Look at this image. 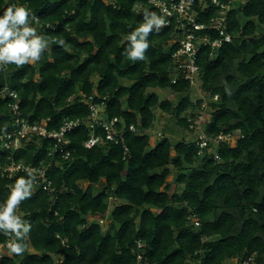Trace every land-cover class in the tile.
Here are the masks:
<instances>
[{"label": "trees", "instance_id": "1", "mask_svg": "<svg viewBox=\"0 0 264 264\" xmlns=\"http://www.w3.org/2000/svg\"><path fill=\"white\" fill-rule=\"evenodd\" d=\"M9 3H28L40 18L38 34L66 41L64 47L50 43L34 66L11 65L0 73V90L9 82L19 94V115L50 118L49 129L58 130L65 118L89 116V104L79 96L93 94L104 102L106 119L118 117L123 138L85 147L92 131L85 123L67 135L68 158L49 155L54 140L24 142L15 161L47 166L56 191L39 187L21 202V216L32 225L29 248L1 264H137V240L145 243L149 263L242 264L254 256L264 264V0L236 3L228 16L233 41L214 56L205 47L197 57L212 109L205 132L242 135L234 147L216 146L220 160L209 155L210 147L199 156L196 139L159 133L152 142L157 108L194 132L187 119L192 87L182 79L172 83L175 25L150 34L146 62L122 55L123 37L143 20V9L160 13L152 0H0V10ZM213 13L209 7L203 15ZM153 88L179 97L161 99ZM10 101L0 97V127L7 130L14 122ZM94 132L105 139V128ZM8 155L0 146V200L25 175L4 174ZM111 199L116 203L108 219Z\"/></svg>", "mask_w": 264, "mask_h": 264}, {"label": "built area", "instance_id": "2", "mask_svg": "<svg viewBox=\"0 0 264 264\" xmlns=\"http://www.w3.org/2000/svg\"><path fill=\"white\" fill-rule=\"evenodd\" d=\"M152 4L159 9L160 14L166 16L169 21L167 26L174 24L177 31L175 43L178 44V47L172 53L175 70L172 83H177L179 79H182L189 82L190 86L196 88L200 93L198 98L193 99L194 108L187 115L190 128L194 129L196 132L195 139L199 146L198 155H206L207 148L210 147L209 155L214 156L216 160H220V156L217 152L211 153L213 145L225 143L232 147L233 144L231 140L234 138L235 132H221L217 136H211L205 132L204 128L210 121L212 109L209 105L210 100L201 90V70L197 63V57L205 47H210V55L214 56L223 44L233 41L234 35L228 30V16L233 8L234 0H152ZM199 4H201V6L197 9ZM22 5L32 13L31 9L28 7V3ZM209 7H214V13L206 18L204 17V12H206ZM181 8L183 9L182 13L180 12ZM165 9L167 10L166 13L163 11ZM36 16L39 18L38 15ZM34 26L39 28L40 18L38 23ZM47 26L50 25L48 24ZM53 29H55V27H53ZM10 66L4 72H9L11 69ZM0 97L11 100L9 109L10 112L14 114L12 127L7 130L11 138L4 137L0 139V146L2 149L9 151L8 158L10 160L3 168V172L8 176H12L15 172L24 171L26 167L32 168L38 176L34 190L40 187L50 193H55L56 191L53 182L47 175V166L36 167L15 161L14 155L17 150L24 146V142H28L35 137L54 140V145L49 155L53 156L55 154H60L63 158H68L71 156V150L68 149L70 140L67 135L85 123L92 129L89 138L84 141L85 147H94L102 141H114L118 143L119 140L123 138V135L116 128L118 117L111 118L110 120L106 119L103 116L105 109L104 102H95V95L93 94L88 95L86 93H80L79 96L81 101L89 104V116L77 119L65 118L58 130L49 129L50 118L40 121H31L28 117L20 116L19 94L11 87L9 82L0 90ZM214 99L217 100L218 96H215ZM69 125H71V127H69ZM98 127L105 128V139L94 132V129ZM129 129L135 131L136 126L132 124ZM125 149L126 152H128L126 146ZM18 213L21 215L20 206L18 208ZM192 219L196 225H199V221L195 215L192 216ZM102 221L103 220H101V222ZM65 242L66 241L63 240V243ZM136 244L137 264H157L147 261L145 256L146 245L142 240H137ZM3 245L4 241H0V264L2 259L8 256ZM242 264L257 263L255 262L254 256H249Z\"/></svg>", "mask_w": 264, "mask_h": 264}, {"label": "clouds", "instance_id": "3", "mask_svg": "<svg viewBox=\"0 0 264 264\" xmlns=\"http://www.w3.org/2000/svg\"><path fill=\"white\" fill-rule=\"evenodd\" d=\"M163 11L167 12L166 9ZM180 12H183L182 8ZM142 14L143 20L123 37L126 43L122 55L128 61L146 62L150 34H159L169 23L165 15L156 11L143 9ZM38 20L35 14L19 3H9L0 10V73L10 65L17 68L36 65L50 43L61 47L66 45L64 39L50 41L46 35L38 34L34 26ZM4 137L11 138L6 125L0 127V139ZM24 173L10 186L5 199L0 200V237L5 238L3 246L9 258L22 256L29 248L32 225L19 215L18 208L21 202L33 196L38 176L32 168H24Z\"/></svg>", "mask_w": 264, "mask_h": 264}, {"label": "rangeland", "instance_id": "4", "mask_svg": "<svg viewBox=\"0 0 264 264\" xmlns=\"http://www.w3.org/2000/svg\"><path fill=\"white\" fill-rule=\"evenodd\" d=\"M153 91H156L157 93H159V96L161 99H170V100H177L178 99V95L176 93H173L169 88H153ZM198 90L196 88H194L191 91V96L193 98H198ZM155 113H156V121L155 124L153 126V128L149 131V134L151 135V137H154L153 139V143L155 144L158 140H159V133H161L162 135H167L169 137H171L172 139H182V138H186L187 140H194L196 138V132H191L189 130H186L180 126H178V124L176 123V120L174 117L169 116L168 113L162 111L161 109L157 108L155 109ZM164 128L166 129L165 133H164ZM240 136L239 131H235L234 134V138L231 140V143L233 144L232 147H234L237 144V139ZM217 144L213 145L212 147V152L211 153H216L217 152ZM173 179V178H172ZM171 179V180H172ZM116 201L114 199L110 200V211L108 212V219L111 216V209L112 207L115 205ZM105 220L103 219V221L100 223H102L103 229L107 230L109 227V220ZM57 261L61 258V255H55L54 256ZM235 263L237 260H234Z\"/></svg>", "mask_w": 264, "mask_h": 264}, {"label": "crops", "instance_id": "5", "mask_svg": "<svg viewBox=\"0 0 264 264\" xmlns=\"http://www.w3.org/2000/svg\"><path fill=\"white\" fill-rule=\"evenodd\" d=\"M246 0H234V5L236 6V3H238V2H245ZM233 5V6H234ZM154 139V137H152V140Z\"/></svg>", "mask_w": 264, "mask_h": 264}]
</instances>
